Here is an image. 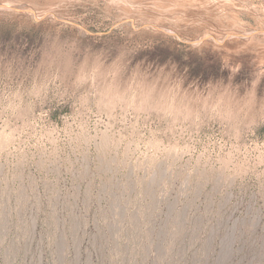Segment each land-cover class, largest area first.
<instances>
[{
    "label": "rangeland",
    "instance_id": "obj_1",
    "mask_svg": "<svg viewBox=\"0 0 264 264\" xmlns=\"http://www.w3.org/2000/svg\"><path fill=\"white\" fill-rule=\"evenodd\" d=\"M0 264H264V0H0Z\"/></svg>",
    "mask_w": 264,
    "mask_h": 264
}]
</instances>
